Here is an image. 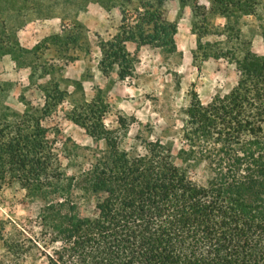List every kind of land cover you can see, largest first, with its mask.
Instances as JSON below:
<instances>
[{"label":"trees","instance_id":"obj_1","mask_svg":"<svg viewBox=\"0 0 264 264\" xmlns=\"http://www.w3.org/2000/svg\"><path fill=\"white\" fill-rule=\"evenodd\" d=\"M210 1V11L227 19L250 13V0ZM163 3L137 0L133 22L119 5L118 31L99 44L104 75L115 66L121 80L133 74L128 41L176 51L177 24L164 18ZM200 10L193 0V15ZM231 58L236 84L207 103L192 92L176 154L138 135L140 149L123 147V134L107 128L106 104L95 97L69 113L95 147L85 148L87 166L68 173L59 130L45 124L65 98L56 84L42 88L41 105L26 102L23 113L1 115L0 189L17 183L40 202L36 223L52 244L48 264H264V56L246 47ZM192 165H203L204 183L192 179Z\"/></svg>","mask_w":264,"mask_h":264},{"label":"rangeland","instance_id":"obj_2","mask_svg":"<svg viewBox=\"0 0 264 264\" xmlns=\"http://www.w3.org/2000/svg\"><path fill=\"white\" fill-rule=\"evenodd\" d=\"M130 1L0 0V117L23 113L26 102L41 105L42 88L56 84L65 98L45 124L59 130L57 148L68 173L87 166L90 150L85 148L95 147L84 128L70 119L72 108L79 110L84 102L101 99L106 104L104 124L123 134V147L140 149L138 135L170 144L176 154L192 92L203 103L227 94L238 79L231 57L246 47L264 56V0H250V13L235 12L230 19L211 12L210 0H197L205 7L197 15L192 13L193 0H185L176 14L171 0H164V18H173L170 22L178 23L185 6L191 10L189 18L179 21L176 51L151 45L137 48L128 41L126 48L135 57L133 74L121 80L115 66L104 75L98 66L99 44L116 34L120 15L109 14L103 21L101 12L122 4L133 22L137 0ZM237 34L245 44L235 39ZM215 50L230 58L215 57ZM175 162L186 166L176 156ZM188 171L195 181L205 182L203 165H192ZM39 206L17 183L0 189V264H48L45 254L52 244L39 236Z\"/></svg>","mask_w":264,"mask_h":264},{"label":"crops","instance_id":"obj_3","mask_svg":"<svg viewBox=\"0 0 264 264\" xmlns=\"http://www.w3.org/2000/svg\"><path fill=\"white\" fill-rule=\"evenodd\" d=\"M165 3V5L167 4V2H164ZM163 3V4H164ZM169 3H171L170 4V7L172 8V10H173V14L175 13H177L178 12V10H181V3L180 2H178V0H171V1H169ZM164 6V5H163ZM100 8V7H99ZM164 8V7H163ZM90 9H92L91 7L89 8V10ZM167 9V8H166ZM165 9V10H166ZM103 12H105V14H103L102 12H101V20H103V21H108V19H109V14H119L120 16H119V19H120V21H121V12H120V9H119V6L118 5H113L112 7H110L108 10H104ZM167 12H168V9H167ZM182 16H183V18L184 17H187V18H189L190 16H191V10L189 9V10H187L186 9V6L183 8V13H182V15H180L179 17H178V23H177V31H176V34H175V36L178 34V24H179V21L181 20V18H182ZM189 16V17H188ZM165 18H166V20H168V21H172L173 20V18H170V16H165ZM22 38H20L19 37V41L21 42V43H23L22 42ZM174 40H175V44H176V39L174 38ZM27 42H28V40H26ZM135 44V43H134ZM136 45V44H135ZM177 45V44H176ZM177 47V46H176ZM3 57H6L5 55L3 56Z\"/></svg>","mask_w":264,"mask_h":264}]
</instances>
